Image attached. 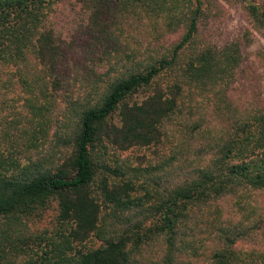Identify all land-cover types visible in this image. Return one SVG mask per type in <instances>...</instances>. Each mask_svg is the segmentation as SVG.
<instances>
[{"label":"trees","instance_id":"1","mask_svg":"<svg viewBox=\"0 0 264 264\" xmlns=\"http://www.w3.org/2000/svg\"><path fill=\"white\" fill-rule=\"evenodd\" d=\"M64 1L0 0V264H176L205 241L209 264H264V211L250 201L264 191V100L246 107L232 94L248 77L246 35L208 40L213 2L190 0L175 42L106 52L86 82L66 68L52 18ZM79 1L110 16L153 2L163 21L177 8ZM241 1L264 38V0ZM134 147L164 152L143 167L120 156ZM53 202L54 228L28 230Z\"/></svg>","mask_w":264,"mask_h":264},{"label":"rangeland","instance_id":"2","mask_svg":"<svg viewBox=\"0 0 264 264\" xmlns=\"http://www.w3.org/2000/svg\"><path fill=\"white\" fill-rule=\"evenodd\" d=\"M190 0H177V8L172 9L171 17L163 21L162 14L156 12L151 6L153 2H128L126 15L113 17L106 12V6L99 10L93 6V2H80L79 0H65L55 5L53 21L63 39V47L68 59L66 68L71 76L77 79L93 77L96 72L105 67L106 52L113 54L116 50H145L152 47H161L175 42L182 34L185 23L183 12L187 10L186 2ZM192 2V1H191ZM210 15L202 19L201 34L208 40L218 44L232 39L243 40L246 35V43L242 45V65L248 70L247 80L244 84L235 82L232 94L236 100L243 102L246 107L249 101L258 102V98L264 100V38L251 30L243 14L241 0H211ZM148 4V5H147ZM114 4H112L113 7ZM119 2L113 10L121 12ZM97 12L99 14H97ZM169 13V14H171ZM181 21L175 18V15ZM116 20V21H114ZM184 22V21H183ZM250 29L252 35L247 31ZM95 77V76H94ZM143 93L135 95L133 99H140ZM164 152L162 147H134L120 154L122 158H128L133 164L147 167L156 164L160 155ZM251 202L264 211V191L250 190ZM55 203L47 208L40 219L27 221V229L49 231L56 225ZM94 244L100 241L93 239ZM89 243V242H87ZM161 242H151L142 248L144 256H153L161 248ZM238 246L249 249L252 242H240ZM213 246L205 241L197 256L188 252L178 255L176 264H209Z\"/></svg>","mask_w":264,"mask_h":264}]
</instances>
